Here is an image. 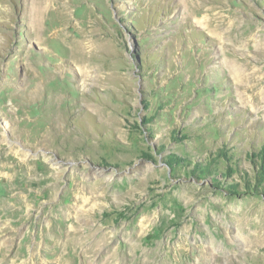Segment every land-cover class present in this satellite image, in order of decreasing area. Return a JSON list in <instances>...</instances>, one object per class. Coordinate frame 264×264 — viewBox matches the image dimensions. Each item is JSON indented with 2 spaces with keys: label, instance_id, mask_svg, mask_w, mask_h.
Returning a JSON list of instances; mask_svg holds the SVG:
<instances>
[{
  "label": "rangeland",
  "instance_id": "1",
  "mask_svg": "<svg viewBox=\"0 0 264 264\" xmlns=\"http://www.w3.org/2000/svg\"><path fill=\"white\" fill-rule=\"evenodd\" d=\"M0 264H264V0H0Z\"/></svg>",
  "mask_w": 264,
  "mask_h": 264
},
{
  "label": "bare ground",
  "instance_id": "2",
  "mask_svg": "<svg viewBox=\"0 0 264 264\" xmlns=\"http://www.w3.org/2000/svg\"><path fill=\"white\" fill-rule=\"evenodd\" d=\"M46 7H47V5L45 6V4H41L40 5V8H39V13H41L43 10H45L46 9ZM52 7V6H51ZM58 9V8H57ZM54 12H56V13H58L57 11H54ZM60 12V11H59ZM61 14V13H60ZM58 15V14H57ZM196 15V14H195ZM39 17V16H38ZM45 17V16H44ZM44 19V18H43ZM63 31V30H62ZM60 33V32H59ZM61 35V34H60ZM64 35V34H63ZM123 184V183H122ZM125 185V184H124ZM225 249V248H224ZM223 250V249H222ZM216 251V250H215ZM226 251V250H225ZM209 255V254H208ZM210 255H212V253L210 254Z\"/></svg>",
  "mask_w": 264,
  "mask_h": 264
}]
</instances>
